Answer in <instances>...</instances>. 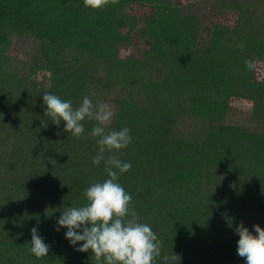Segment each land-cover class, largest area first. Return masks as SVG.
I'll return each mask as SVG.
<instances>
[{
  "label": "trees",
  "instance_id": "obj_1",
  "mask_svg": "<svg viewBox=\"0 0 264 264\" xmlns=\"http://www.w3.org/2000/svg\"><path fill=\"white\" fill-rule=\"evenodd\" d=\"M16 38L24 56L12 53ZM259 65L264 0H119L98 10L83 0H0V264H96L67 228L56 230L62 211L109 178L104 161L92 162L96 121L71 136L45 115V93L74 108L87 95L112 110L106 131L130 129L132 142L115 154L132 167L114 170L162 243L155 264L165 254L176 255L169 264H245L235 228H264ZM240 99L250 106L237 119ZM33 227L49 245L42 259L30 252Z\"/></svg>",
  "mask_w": 264,
  "mask_h": 264
},
{
  "label": "clouds",
  "instance_id": "obj_2",
  "mask_svg": "<svg viewBox=\"0 0 264 264\" xmlns=\"http://www.w3.org/2000/svg\"><path fill=\"white\" fill-rule=\"evenodd\" d=\"M86 8L103 9L119 3V0H83ZM237 47L243 48L240 44ZM248 70L254 67V61L246 60ZM43 104L47 105L45 115L56 124L66 122L65 131L75 138H83V121H96L89 133L97 138L98 151L92 162L105 163L107 179L95 182L84 190L86 203L80 207H68L57 220V228H67L65 233L71 245L83 244L76 250L93 254L96 264H155L161 257L162 243L152 228L139 221V214L131 207L132 195L118 183L119 174L128 172L132 165L122 162L115 153L125 149L132 142L130 129L109 130L113 112L105 103L93 104L86 95L78 107L71 100H62L51 93L43 94ZM239 235L237 254L244 258L245 264H264V228L254 225L250 231L243 222L235 228ZM30 252L38 259L49 253V245L39 235L38 229H31ZM164 264L175 262L176 255H163Z\"/></svg>",
  "mask_w": 264,
  "mask_h": 264
},
{
  "label": "rangeland",
  "instance_id": "obj_3",
  "mask_svg": "<svg viewBox=\"0 0 264 264\" xmlns=\"http://www.w3.org/2000/svg\"><path fill=\"white\" fill-rule=\"evenodd\" d=\"M181 2H184V3H187V2H190L191 0H180ZM197 1V0H195ZM211 4H213V2L209 3L206 1H204L201 5H202V8H205V7H209ZM212 7V6H210ZM207 10V8H206ZM204 11V10H202ZM212 13H208L206 15V17H210ZM15 43L13 44V48H12V53L14 56H18V57H21V56H24V49L26 47V44H25V41L22 39V38H16L15 39ZM264 69V67L262 65H259L258 68H257V71H258V75L261 76V78L264 77V71H262ZM237 108H236V111H237V116L236 118L237 119H242V117L246 114L247 112V108L250 106V104L246 101V100H243V99H240L239 102H236V105Z\"/></svg>",
  "mask_w": 264,
  "mask_h": 264
}]
</instances>
